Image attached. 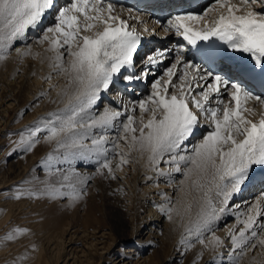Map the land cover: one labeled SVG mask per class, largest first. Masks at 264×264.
Returning <instances> with one entry per match:
<instances>
[{"label": "snow or ice", "instance_id": "6c2138e0", "mask_svg": "<svg viewBox=\"0 0 264 264\" xmlns=\"http://www.w3.org/2000/svg\"><path fill=\"white\" fill-rule=\"evenodd\" d=\"M257 6L264 9V0H239L238 4L233 0H215L203 15L173 17L165 31L175 30L193 46L197 41L216 37L232 50L250 54L255 66L264 72V10H257ZM53 8L54 0H0V60L7 58L15 42L26 39L29 29H37ZM115 11V6L108 0H69L58 10L53 25L43 29V35L36 42L47 43L45 51L54 53L49 58L50 67L66 78L62 94L67 96V104L59 112L50 114L51 119L42 127L38 124L22 132L19 144L31 151L40 143L39 134L47 133L45 141H55L58 150L65 149V161L95 156L97 174L103 175L106 169L113 179L116 177L109 153L120 156L117 168L129 162L127 157L132 152L141 157L146 153L152 165H159L163 160L172 165L174 171L182 172L184 180L180 183L187 184L186 195L199 194L196 201L199 210L196 218L189 221L186 231L207 247L202 238L204 231H211L210 226L228 213L229 201L249 178L250 169L254 165L264 166V112L258 120L250 119L254 109L247 106L248 101L253 100L264 107V98L221 75L205 74L200 65L185 62L177 50L176 62L154 80L146 98L130 107L125 105L124 111L106 109L98 117L91 115L90 109L99 99L100 92L108 90L121 69L133 66L142 41L137 29L119 14H114ZM127 11L131 14L132 9ZM210 12H218L211 26L206 23L197 29L194 25L204 21ZM16 51L21 56L32 55L31 48ZM165 55L164 51L157 50L147 57L146 64L155 66ZM181 64L183 67L177 76ZM148 74L144 73V76ZM142 78L125 77L128 81ZM45 79L50 81L52 76ZM225 95L227 102L222 98ZM213 99L215 106H212ZM200 116L211 130L189 150L185 142L199 125ZM113 128L117 135L109 148L107 133ZM93 129H100L101 134L94 135ZM87 139H91L90 146L85 144ZM121 141L126 152L120 151ZM166 156L167 160L164 159ZM52 159L49 155L48 160ZM69 179L64 176V180ZM89 179L91 177H84L80 182L86 184ZM68 187L72 189L67 194L70 199L82 198L74 185ZM45 193L52 198L65 195L60 189L49 186L44 193L17 191L14 198L38 197ZM213 193L221 198L219 206ZM192 206L189 202L185 211L191 212ZM173 211V208L166 209L169 219ZM261 217H264L261 200L250 205L246 212L236 213L237 226L242 227L237 231L233 226L228 233L235 253L229 255L230 264H239L249 246L256 248L259 245L264 249V219ZM26 232L27 229L15 228L3 239L12 241ZM208 243L213 248L224 245L215 233Z\"/></svg>", "mask_w": 264, "mask_h": 264}, {"label": "bare ground", "instance_id": "6f19581e", "mask_svg": "<svg viewBox=\"0 0 264 264\" xmlns=\"http://www.w3.org/2000/svg\"><path fill=\"white\" fill-rule=\"evenodd\" d=\"M108 2H111L115 6L116 11L114 14H119L122 19L128 20L130 26H134L137 30H139L140 28L146 27L147 25H151L153 29L158 33L157 35L159 37H165L162 41L159 40L157 44L152 48V50L148 51L147 53L149 55H152L157 50L164 51L166 55L164 58H162V61L163 59L167 58V62L165 63V65L158 67L160 71L158 74L154 75L153 71L149 72V74L147 75V88L142 91L140 90V84L137 79L128 81L125 79V77L138 75L141 76L142 74L140 73L147 69L148 66L151 68L152 66H143L141 69H137V73L132 72L129 68L121 69V72L113 77V82L109 85L108 88L109 91L102 90L99 94V99L96 101L95 105H93V107L90 109L91 115L96 117L100 116L106 109L124 111L125 105H128L130 107L132 104L138 102L140 99L146 98L151 93V85L154 80L161 77L165 69L176 62L175 48L179 49L183 42L186 41L184 40L183 36L178 35L175 30L165 31L166 27H161L157 25L154 20H149L148 22V13H136V11L132 10L130 14L127 11L129 8L125 7L123 4L115 3L112 1ZM68 3L69 0H59L51 15L48 16V12L44 17L42 24L35 30L29 29L26 34V39L23 41L15 42L17 45H15L14 43L15 47L14 49L10 50L7 58L4 60H0V90H3L2 92H0L1 101L7 99V102H16L17 100L24 99V106L31 107V105H33V111L35 115L32 116H36L34 120H38L42 116H44L42 120L43 122H46L51 118L50 114L59 112L67 104V96H64L62 94V90L66 87V78L62 75H58L57 72L50 67L51 61L49 58L52 57L54 53L45 51V49L48 48L47 43L38 44L36 41L43 35L44 28L53 25L55 15L58 13V10L63 6H66ZM214 3L215 2H213L211 5H213ZM233 3L238 4L239 0H233ZM207 8L195 15H203ZM257 10L264 9H260L259 6H257ZM130 16L135 17L136 19H132L130 18ZM217 16L218 12H210L208 13V16L205 18L204 21H201L199 24L194 26L197 29L203 28L204 24L206 23L211 26V22L215 18H217ZM144 20H147V23H144ZM138 21H142L143 23H140ZM37 35H40L39 38ZM29 39H34V41L32 40L34 43H28ZM28 48H31L32 55L21 56L16 51V49H20V51L23 52L26 51ZM167 50H170L171 53L167 54ZM235 53H238L239 55L244 54L238 51H235ZM65 60H67L66 55ZM141 60L142 59L139 58L137 64L140 63ZM146 60L144 61L145 63ZM182 67V64L178 65L177 76L180 74V69H182ZM48 75L52 76V79L50 81L45 79V77H47ZM173 80L178 83L176 77H174ZM201 83H203V81ZM134 86L137 89L134 93L135 95L132 97L128 90H126V87H128L127 89L131 90L134 88ZM18 87L20 89L17 91ZM105 92H108L107 97L103 98L99 105H97L100 99H102L101 97L102 95H104ZM45 95H47L48 98H46V100H43L40 103L41 98ZM222 98L225 100V102L228 101V97L226 95ZM10 105H12V102L8 103L7 108H9ZM212 106H215L214 99L212 101ZM247 106L249 108L254 109V115L249 116L250 119L258 120L260 114L264 112V107H262L257 101L250 100L248 101ZM136 115H139V109H137ZM45 116H48L49 118L45 119ZM121 119H124V117H122ZM199 119L200 123L195 129L193 135L189 138L188 141L185 142V146L189 150L193 145H195L202 139L200 138L201 132H205L206 134L208 131L211 130L208 126V122L204 119L203 116H200ZM25 121H27V118L25 119ZM25 125L26 124H24L22 129L25 128V130H27ZM93 134L98 136L101 134V130L93 129ZM107 135L109 139L107 147L111 148V141L117 135L115 128L110 129ZM85 144L90 146L91 139L85 140ZM50 146H54L56 148V142H48L43 140L41 144L36 147L35 152L27 156V160L29 159V161L33 163V167L38 165L40 161L45 158L48 153L51 152ZM120 151H127V148L124 146L123 141H121ZM45 152H48L47 155L44 154ZM55 152L58 154H65V149H56ZM114 155L115 154L113 153H109V156ZM25 156L26 155H23V157ZM127 159L129 161L127 164L123 165L120 168H117V165L120 161V156L116 155L115 164L112 166L115 177L117 176L119 178H122L125 182H127L130 177L132 178L133 186H136V183L138 182L145 184V188H141L143 189L142 194L149 195L151 197V200H153V203H158L163 200L164 202H162V204L158 203L160 205L154 204L155 207H158L157 213L155 214L158 218L162 216V211H165L167 208L174 209L171 215V219L169 220V222L166 221L165 225V228L167 229V231L165 232V236L166 239L169 241V245L167 246V248H165V251H168L166 252V255H169V252L171 250H173L174 252L183 253L185 251L184 248L188 247L189 244L192 245L191 247H188L189 249L192 248V253L189 255V260L192 262L196 261L200 255H206V257H208L210 255L212 256V254H217V251L223 248V246L228 247L229 245H231V239L228 235L229 230L232 229L233 226L237 227V231L239 230V227H242V225L237 226V220L229 222L228 225L226 224L227 226L225 225V221L232 217L236 218V213L246 212L248 210V207L254 204L257 200H261L262 202H264V182L256 184L252 181L258 171L262 168V166L254 165L250 169L249 178L245 181L244 184L241 185L240 191L234 194L231 200L229 201L228 213L222 215L221 219L214 222L210 226L211 231H204L202 238L205 240V244L208 245L206 247L205 245H202L198 242L195 235H189V233L186 231L187 226H189V221L194 220L196 218V214L199 210V204L196 202L199 200V194L196 192H191L190 194L186 195V193L188 192V186L187 184L181 185L180 183L182 180H184L182 172L174 171V167L172 165H169L168 163H165L163 160L159 163V165L150 164L147 159L146 153L143 157H141L139 153L132 152L127 157ZM164 159L167 160L168 157L166 156ZM62 160L65 161L64 159ZM73 161H75V159ZM78 162L82 161L79 160ZM28 166L29 165L24 166V173L33 171L32 169L28 171ZM104 171L107 173L106 169ZM161 173L165 174L162 175ZM96 174L97 171H92V173H89L84 177H94ZM180 176L182 178L179 179ZM20 181L24 182L22 186L27 188L29 187L28 189H30V187H34V184L38 182L30 181L28 179H18L15 182H19L20 184ZM58 182L54 181L53 184L56 186V188L60 189L61 192L65 193V191L61 189L62 183ZM4 183L6 184V182L4 181L0 183V191ZM12 184L13 183H11L10 185ZM76 184L77 183L75 181L67 182L65 183V187L68 188V185ZM70 189L71 188L69 187V191H67V193H70L72 191ZM251 193L252 195L255 194L256 196L254 195L255 197L252 198V195H250ZM8 196L9 194L7 192L0 193V235L3 234L1 230L5 229L4 224H7V221H12V224H10L8 228H11L12 226L16 227L24 225L25 229H27L25 239H23L22 241H18L17 239L14 240V243L18 241V243L14 245L16 249L18 250L21 248L23 251H26V253L14 259L12 261V264H58V262H55L56 259L54 262L51 261L48 257L45 258L44 261L42 260V254L44 251L43 241L44 239L51 240L54 235L64 234V232L68 230L71 226V223L69 221L66 222V220L60 221L59 217L54 214V210L46 206L44 204L45 202L38 197H35V200L33 201H26V199H22L19 201H13L15 202L13 203L12 200L8 198ZM59 197L60 195L56 196L54 201L59 202ZM194 197L195 200L193 199ZM82 198L84 197L82 196ZM213 198L219 206V200L221 198L215 197L214 193ZM81 199L74 200L75 202H72V199H70L69 197L66 202L69 201V208H72L73 210L77 211V205L80 201L82 202ZM70 201L72 203H70ZM56 202H54V204ZM189 202H192L193 206L191 212H186L185 209ZM153 210L154 209L151 208L149 212L151 213L153 212ZM76 211H74L76 214L75 219L77 221L81 219V221H79L77 225H73L74 227L76 226V228L73 231L72 235H76V232H78L80 228H83V233L100 234L97 237H93L94 239H98V237H105V234L107 233L104 232V230L108 229V227H105V222L101 221L102 217L96 212L95 207L90 206L89 210L85 212V215H78V211ZM112 217H115V215H113ZM261 219H264V217H261ZM118 222L119 221L117 220L115 224L113 223V227L117 226L119 224ZM218 222L222 224L224 223V227L215 230L217 228V224L218 226H220ZM213 233H215L216 236L220 237V239L224 241V245L222 247L213 248L211 244L208 243L211 240ZM72 235L71 237H73ZM182 240H184L185 243H181ZM93 241L94 240H92L91 242ZM174 247L176 248L174 249ZM111 248L110 244H105L103 251L105 250L106 254H108L109 249ZM119 252L121 254L118 257L111 256L109 261L114 262L113 264H118L123 260L122 256L126 255V258H132V256L134 255V253L124 254L122 250ZM230 252L232 255H234L232 249ZM246 253V257L244 258L246 260L242 264H264V249H262L259 245H257L256 248H251L249 246ZM21 257L27 258L21 259ZM137 257H139V254H137ZM206 257H204V260L206 259ZM139 261L140 260L138 259L136 262L139 263ZM144 261H151V257H144L143 262ZM219 261H221V259L216 258V262ZM226 263L230 264L229 257L227 258Z\"/></svg>", "mask_w": 264, "mask_h": 264}, {"label": "rangeland", "instance_id": "374dc122", "mask_svg": "<svg viewBox=\"0 0 264 264\" xmlns=\"http://www.w3.org/2000/svg\"><path fill=\"white\" fill-rule=\"evenodd\" d=\"M37 36L39 38L40 35ZM32 40L34 41V39H29L28 43L33 44L34 42ZM15 45L17 44L15 43ZM15 45L12 49H14ZM19 89L18 87L17 91ZM136 89L137 88L134 86L131 90H134L135 93ZM2 91L3 90H0V92ZM107 94L108 92H105L104 95H102V99H100L97 105H99L103 98L107 97ZM134 95L135 94L131 96L133 97ZM46 98H48L47 95L42 97L40 103L46 100ZM11 102L12 105L7 108L8 103ZM23 102L24 99L17 100L16 102H7V99L1 101L0 99V183L3 181L6 182V184H3L0 193L7 192L9 194L8 198L12 200V202L22 199L33 201L35 197H29L27 195L22 196L20 199L14 197L17 191L26 192L32 190L36 193H44L45 189L49 186L56 188L53 184L54 181H60L58 183H62L61 185H64V187L66 186L65 183L75 181L77 183L74 185L76 190L80 191L84 197L81 199L82 202L80 201L81 203L79 202L77 205V214L85 215V212L89 210L90 206H93L96 212L102 217L101 221L105 222V227H108V229L104 230V232L107 233L104 238L98 237V239H94L93 237H97L100 234L83 233V228H80L78 232H76V235H72L76 228V226L74 227L73 225H77L81 219L79 218V221L75 219L76 214L74 211L76 210L69 208V201L66 202L69 198V195H67L69 187H61V189L65 191V195L58 198L59 202L54 201L55 198H52L46 193L39 195L38 198L42 199L46 206L54 210V214L59 217L60 221H69L71 226H73H70L64 234L54 235L51 240L44 239L43 261L48 257L53 262L56 259L55 262H58V264H113L114 262H110L109 259L111 256L118 257L121 254L119 251L122 250L124 254L134 253V255L132 258H126V255L122 256L123 260L118 264H227L226 261L231 254L232 245L228 247L223 246V248L217 251V254L210 255L211 257L200 255L197 260L193 262L189 260L192 248H184L185 251L183 253L171 250L169 255H166L168 251H165V248L169 245V241L165 236V232L167 231L165 225L166 221L169 222L170 219L166 210L162 211V216L158 218L155 215L158 207L154 205H160L164 201L158 202L160 204L153 203L149 195L142 194L143 189L141 188H145V184L138 182L136 186H133L132 178L129 177L127 182L117 176L113 179L108 176L105 171L103 175L96 174L94 177L87 180L86 184H82L80 181L85 175L92 173V171L96 172L97 170L98 165L95 163V156H92L91 159L76 158L75 161L72 159L63 161L64 154L56 153L55 150L57 147L50 146L51 152H47L48 155L45 152L44 154L47 156L45 155L46 157L44 156L45 158H43L38 165L33 167V163H31L29 159L27 160V156L35 152L36 147L41 144L47 133L39 134L40 143L31 151H26L24 146L19 144L20 134L22 132H26L28 129L34 128L38 124L42 127L44 123L42 120L44 116L38 120H34L36 116H32L35 115L33 105L27 107L24 106ZM26 118L27 121H25ZM47 118L49 117L45 116V119ZM24 124H26L25 127L27 130H25V128L22 129ZM204 135L205 132H201L200 138H203ZM23 155L26 156L23 157ZM49 155L53 157L50 161L48 160ZM109 158L112 160L113 166L115 164L116 155L109 156ZM79 160L82 162H78ZM25 165H29L28 171L30 169L33 171L24 173L23 168ZM50 173L51 175H49ZM64 176H69L70 179L64 180ZM180 178L182 177L180 176L179 179ZM18 179H28L38 182L34 184V187L28 189L29 187L22 186L24 182L20 181V184L19 182H15ZM11 183L13 184L10 185ZM250 195H252V193ZM254 195H252V198L256 196ZM54 202L56 203L54 204ZM72 202L75 201L72 200ZM72 202L70 201V203ZM151 208L154 210L150 213L149 211ZM113 215H115V217H112ZM117 220L119 224L113 227V223L115 224ZM235 220L236 218L234 217L229 218L225 221V225ZM7 222V224H4L5 229L1 230L3 234L0 235V264H12L14 259L26 253V251H23L21 248L17 250L14 245L18 243V241L25 239L27 233L24 234V236L18 237V241L15 243L14 240L5 241L3 239L13 229H25V226H12L8 228V226L12 224V221ZM219 224L220 226L217 224L215 230L224 227V223ZM71 235L73 237H71ZM92 240L94 241L91 242ZM105 244H110V248L112 247L109 249L108 254H106L105 250L103 251ZM175 248L176 247H174V249ZM135 253L139 254V257H137ZM233 254L235 255V253ZM246 254L240 259L239 264H242L246 260L244 259ZM148 256L151 257V261L143 262V258ZM204 257H206L205 260ZM215 257L218 259L220 258L221 261L216 262ZM138 259L140 260L139 263L136 262Z\"/></svg>", "mask_w": 264, "mask_h": 264}]
</instances>
